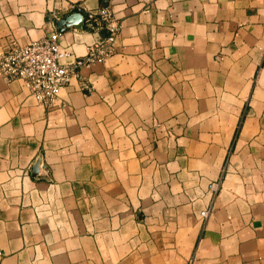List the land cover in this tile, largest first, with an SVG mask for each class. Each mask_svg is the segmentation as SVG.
Returning <instances> with one entry per match:
<instances>
[{"label":"crops","instance_id":"obj_1","mask_svg":"<svg viewBox=\"0 0 264 264\" xmlns=\"http://www.w3.org/2000/svg\"><path fill=\"white\" fill-rule=\"evenodd\" d=\"M102 4L54 100L0 76V264H264V0H0V51Z\"/></svg>","mask_w":264,"mask_h":264},{"label":"built area","instance_id":"obj_2","mask_svg":"<svg viewBox=\"0 0 264 264\" xmlns=\"http://www.w3.org/2000/svg\"><path fill=\"white\" fill-rule=\"evenodd\" d=\"M84 20L90 28H105L107 33L99 41L88 43L83 53L77 54L68 48L60 49L59 31L56 29L26 43L10 41L0 51V76L20 78L28 93L36 100H54L70 76L77 75L81 65L101 61L111 52V43L119 33L120 23L109 4L87 9ZM217 183H208L212 192H215ZM209 212L210 207L199 211L203 221ZM192 258H189L187 264H192Z\"/></svg>","mask_w":264,"mask_h":264},{"label":"water","instance_id":"obj_3","mask_svg":"<svg viewBox=\"0 0 264 264\" xmlns=\"http://www.w3.org/2000/svg\"><path fill=\"white\" fill-rule=\"evenodd\" d=\"M55 22H56V27L58 31H60L61 29L69 25H73L76 27H82L83 15L81 12L74 11L66 15L58 16ZM37 161H38V158L36 159V162Z\"/></svg>","mask_w":264,"mask_h":264}]
</instances>
